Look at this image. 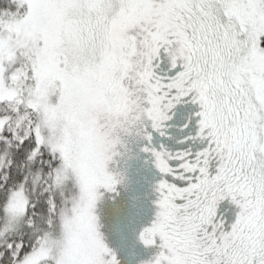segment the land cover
<instances>
[{
  "label": "snow or ice",
  "instance_id": "obj_1",
  "mask_svg": "<svg viewBox=\"0 0 264 264\" xmlns=\"http://www.w3.org/2000/svg\"><path fill=\"white\" fill-rule=\"evenodd\" d=\"M141 161L127 264H264V0H0V264H125Z\"/></svg>",
  "mask_w": 264,
  "mask_h": 264
},
{
  "label": "flooded vegetation",
  "instance_id": "obj_2",
  "mask_svg": "<svg viewBox=\"0 0 264 264\" xmlns=\"http://www.w3.org/2000/svg\"><path fill=\"white\" fill-rule=\"evenodd\" d=\"M142 166L143 165L141 161L135 164L131 170L132 177H133V180L131 181L133 185H135V188L133 189L131 193L141 197V200L139 201V208L141 211L139 213L140 216L137 218L138 223L135 224V227H139L141 223H147L151 217V204H150V199H149V194H150L149 187L150 186L149 187L147 186V189H143V191H141L138 187V184H140V182H144L143 185L150 184V182L154 178V170H151L146 166H143V167ZM140 167L142 169H140ZM141 172H143L145 176L142 175ZM145 178L149 179V181H147ZM144 190H146L145 193H144ZM145 194L148 197L147 199L146 197L143 196ZM144 199H146V201L142 202V200ZM129 228L133 229V226L129 225ZM111 239L113 240L116 246L121 247L122 249L121 254L125 260V264H127L128 262L129 251L132 249L133 246L136 252V259H147L149 256L152 255V252L150 250L143 248V246H140L139 244H137L136 241L134 243L129 242L128 239L125 238V234L123 232H117L113 230V233L111 234Z\"/></svg>",
  "mask_w": 264,
  "mask_h": 264
},
{
  "label": "rangeland",
  "instance_id": "obj_3",
  "mask_svg": "<svg viewBox=\"0 0 264 264\" xmlns=\"http://www.w3.org/2000/svg\"><path fill=\"white\" fill-rule=\"evenodd\" d=\"M142 165L144 166L143 163H142ZM130 176H131V180H133L132 173L130 174ZM134 188H135V185H133V183H132L130 192L129 193H124L122 198H121V200L118 202L117 205L113 206V205L109 204L107 206L106 212H107V218H108V221H109V236H110V239H111V234L113 233L112 224L118 218H122L123 214L127 211L128 206H129V195L131 194V190H133ZM145 191L146 190H144V193H145ZM143 196L146 197V199L148 198L146 196V194L143 195ZM146 199L142 200V202H145ZM125 223H127V221H125ZM123 232H124L125 236H127V238H129L131 241H132V239H134V232L129 227L124 228ZM112 242H113V240H112ZM113 244H114V242H113Z\"/></svg>",
  "mask_w": 264,
  "mask_h": 264
},
{
  "label": "trees",
  "instance_id": "obj_4",
  "mask_svg": "<svg viewBox=\"0 0 264 264\" xmlns=\"http://www.w3.org/2000/svg\"><path fill=\"white\" fill-rule=\"evenodd\" d=\"M140 169H142L141 167H140ZM142 173V175H144L143 174V172H141ZM145 176V175H144ZM147 181H149V179H147V178H145ZM143 183L144 182H140V184H138V187H139V189L141 190V191H143V189H146L147 188V186L149 187L150 186V184H144L143 185ZM150 188V187H149ZM138 189V190H139ZM133 190H131V192H132ZM132 194V193H131ZM141 211V210H140ZM140 213V212H139ZM140 215L138 214V215H135L134 214V216H133V218L135 219V221H136V223H138V220H137V218L139 217ZM129 227V226H128ZM131 230H133L132 228H130ZM123 232V231H122ZM124 233V232H123ZM125 238H127V236H125ZM128 239V241L129 242H135V235H134V239H132V241L129 239V238H127ZM140 246H142V245H140Z\"/></svg>",
  "mask_w": 264,
  "mask_h": 264
}]
</instances>
